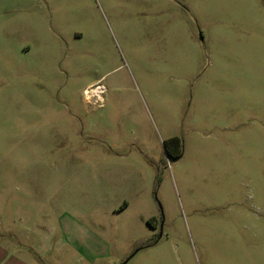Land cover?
<instances>
[{
    "label": "rangeland",
    "instance_id": "obj_1",
    "mask_svg": "<svg viewBox=\"0 0 264 264\" xmlns=\"http://www.w3.org/2000/svg\"><path fill=\"white\" fill-rule=\"evenodd\" d=\"M64 216L94 264H264V0H0V242Z\"/></svg>",
    "mask_w": 264,
    "mask_h": 264
},
{
    "label": "crops",
    "instance_id": "obj_2",
    "mask_svg": "<svg viewBox=\"0 0 264 264\" xmlns=\"http://www.w3.org/2000/svg\"><path fill=\"white\" fill-rule=\"evenodd\" d=\"M6 3V2H5ZM4 3V4H5ZM129 206L126 201L121 205V212H124ZM58 226L60 229L59 235L56 237L52 234V229L41 233L42 236L35 235L33 241L26 251H28L35 259L37 263H41L42 258L52 251H57L59 248H69L71 251L80 253L83 260H88L89 264H94V259L105 258L108 255V251L105 248L108 247L107 243L102 237L97 234H93L87 231L84 227L77 224V221L71 217L64 216L58 219ZM25 232H28V228L25 227ZM27 230V231H26ZM150 231L153 232L151 228ZM0 237L5 240L12 239L14 235L12 233H0ZM96 243L98 252L88 254L90 244ZM93 250V249H91ZM86 257V258H85ZM31 262L27 258H23L18 253L10 250L7 243L2 244L0 242V264H37Z\"/></svg>",
    "mask_w": 264,
    "mask_h": 264
},
{
    "label": "bare ground",
    "instance_id": "obj_3",
    "mask_svg": "<svg viewBox=\"0 0 264 264\" xmlns=\"http://www.w3.org/2000/svg\"><path fill=\"white\" fill-rule=\"evenodd\" d=\"M101 93H102L101 88L90 87L86 91L87 99L89 100L90 98H92V99H94V102H96L97 100H100Z\"/></svg>",
    "mask_w": 264,
    "mask_h": 264
},
{
    "label": "trees",
    "instance_id": "obj_4",
    "mask_svg": "<svg viewBox=\"0 0 264 264\" xmlns=\"http://www.w3.org/2000/svg\"><path fill=\"white\" fill-rule=\"evenodd\" d=\"M169 144H175L176 147H177V155L176 156H179L180 155V149L178 150V148H180V141L178 138H172L168 141Z\"/></svg>",
    "mask_w": 264,
    "mask_h": 264
},
{
    "label": "flooded vegetation",
    "instance_id": "obj_5",
    "mask_svg": "<svg viewBox=\"0 0 264 264\" xmlns=\"http://www.w3.org/2000/svg\"><path fill=\"white\" fill-rule=\"evenodd\" d=\"M159 231L161 232V227L159 228Z\"/></svg>",
    "mask_w": 264,
    "mask_h": 264
}]
</instances>
